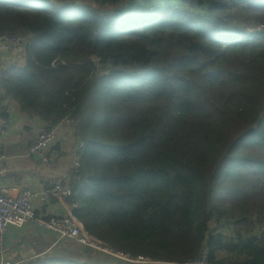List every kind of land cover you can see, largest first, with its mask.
Wrapping results in <instances>:
<instances>
[{
  "label": "trees",
  "instance_id": "16d2710c",
  "mask_svg": "<svg viewBox=\"0 0 264 264\" xmlns=\"http://www.w3.org/2000/svg\"><path fill=\"white\" fill-rule=\"evenodd\" d=\"M0 33L28 37L4 115L8 99L74 119L65 201L88 232L154 261L207 245L211 263L264 264V0H0Z\"/></svg>",
  "mask_w": 264,
  "mask_h": 264
},
{
  "label": "built area",
  "instance_id": "2783aa9c",
  "mask_svg": "<svg viewBox=\"0 0 264 264\" xmlns=\"http://www.w3.org/2000/svg\"><path fill=\"white\" fill-rule=\"evenodd\" d=\"M27 42L28 37L24 34L0 33V80L7 67L20 65L24 62ZM95 61L98 62L99 59L96 58ZM73 123L74 119L71 117L63 119L54 127H49L46 122L41 123L28 147V154L44 156L45 152L60 137L58 129L64 125H73ZM8 126L9 119L4 115L0 104V131ZM4 158L5 155L0 153V177L8 172L3 164ZM68 176V182L58 179L41 189H33L27 185L5 186L0 180V264H30L36 257L33 255L8 257L9 251L5 245V238L10 228H22L28 224H33L37 229L48 231L54 236V243L49 249L50 251H53L59 245H68L76 247L77 250H90L97 253L104 262L113 258L126 263L154 264L155 261L148 257H134L114 249L98 236L88 232L72 212L58 215L47 214L46 206L63 201L72 195L71 183L77 182L80 178L77 155L72 162ZM162 264L214 263L209 261V249L207 245H204L199 255L192 259L183 262H163Z\"/></svg>",
  "mask_w": 264,
  "mask_h": 264
},
{
  "label": "crops",
  "instance_id": "0c3cea01",
  "mask_svg": "<svg viewBox=\"0 0 264 264\" xmlns=\"http://www.w3.org/2000/svg\"><path fill=\"white\" fill-rule=\"evenodd\" d=\"M2 103L6 107L9 126L0 131V153L5 155L3 164L8 170L7 174L0 177L1 183L5 186L27 185L33 189H41L58 179L68 182L72 159L76 153L73 125H64L58 129L60 137L45 152L44 156L31 155L27 152L28 147L38 126L45 121L39 116L27 117L18 110L14 102L8 99H4ZM67 153H69L68 157H66ZM70 156H72L71 160L68 159ZM45 210L47 214L52 215L71 212L70 206L65 200L54 202L46 206ZM28 234L29 236H24ZM54 239L50 232L37 229L33 224H28L22 228H10L5 238V245L9 251L8 257L43 255L51 248ZM42 243L46 246L50 245V247L41 249ZM66 247L63 249L77 251L76 248H69L68 245ZM57 249L62 248H55L54 250L52 248L53 251ZM84 251L90 252L91 259L101 264L102 258L96 257L97 253L90 250Z\"/></svg>",
  "mask_w": 264,
  "mask_h": 264
},
{
  "label": "rangeland",
  "instance_id": "374dc122",
  "mask_svg": "<svg viewBox=\"0 0 264 264\" xmlns=\"http://www.w3.org/2000/svg\"><path fill=\"white\" fill-rule=\"evenodd\" d=\"M73 130H74V128H73ZM70 142H71V140H70ZM71 145H72V143H71ZM80 146H82V143H81V145ZM77 154L75 153V155L73 156V159H72V156H70L68 159L69 160H74L75 159V156H76ZM69 156V153H67L66 154V157H68ZM24 236H29V234L28 235H24ZM53 242V241H52ZM38 243H40L39 241H38ZM50 245H51V242H50ZM50 245H45L44 243H42L41 244V249H46V248H48V247H50ZM34 246V245H33ZM204 246V245H203ZM202 246V247H203ZM70 248H76V247H74V246H69ZM57 248H67L66 247V245L65 246H57ZM49 250V249H48ZM57 250H61V249H57ZM75 250H77V249H75ZM89 255H90V252L88 253ZM199 255V254H198ZM96 257H98L99 258V255L97 254L96 255ZM109 260H112V258L111 259H109ZM154 261V260H153ZM163 262H165V261H155V263L154 264H162ZM172 262V261H171ZM106 263V262H105ZM115 263L116 264H142L143 262H128V263H126V262H123V261H120V260H117L116 259V261H115Z\"/></svg>",
  "mask_w": 264,
  "mask_h": 264
},
{
  "label": "water",
  "instance_id": "95a60500",
  "mask_svg": "<svg viewBox=\"0 0 264 264\" xmlns=\"http://www.w3.org/2000/svg\"><path fill=\"white\" fill-rule=\"evenodd\" d=\"M32 36V35H31Z\"/></svg>",
  "mask_w": 264,
  "mask_h": 264
}]
</instances>
